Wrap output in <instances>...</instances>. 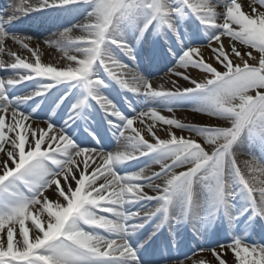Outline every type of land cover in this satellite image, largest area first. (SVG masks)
I'll use <instances>...</instances> for the list:
<instances>
[{
	"label": "snow or ice",
	"instance_id": "6c2138e0",
	"mask_svg": "<svg viewBox=\"0 0 264 264\" xmlns=\"http://www.w3.org/2000/svg\"><path fill=\"white\" fill-rule=\"evenodd\" d=\"M53 13L77 22L42 41L21 32ZM149 37L152 60L170 63L156 79L138 63ZM45 46L58 58L45 62ZM110 83L142 106L106 94ZM0 264H264V0L0 10Z\"/></svg>",
	"mask_w": 264,
	"mask_h": 264
},
{
	"label": "bare ground",
	"instance_id": "6f19581e",
	"mask_svg": "<svg viewBox=\"0 0 264 264\" xmlns=\"http://www.w3.org/2000/svg\"><path fill=\"white\" fill-rule=\"evenodd\" d=\"M239 2L247 3V0H239ZM10 3H11V0H0V10L5 9L7 7V5ZM245 10H247V9H245ZM29 18L34 19V21H33L34 23L37 22V23H40L41 25H43V24L44 25L42 26V28H36L33 25L27 24L26 19H25L22 21L21 25L19 26L21 32L37 36V38L41 41L43 39L49 37V36H52L53 33H56L60 30V28L56 27L57 24H63L64 26H69V23H76L77 22L76 20H74L72 18V16H69V15L57 16L54 13L51 14V16L35 14V15L28 17L27 19H29ZM197 42L202 43L203 41L200 40ZM225 43H226V41H225ZM178 47H179V45H177V48ZM43 51H44V55L42 56V59L45 62L52 60V59H55V58H58V56H59V53H57L55 51V49H47L46 46L43 49ZM139 53L142 54L143 56H146V57L144 58ZM207 55H208V53L205 52L206 58H207ZM168 60L172 61V58L168 57ZM151 61H152V45H151V39L149 37V40L144 43L142 49L141 48L138 49V63L140 64L141 71L144 72L145 75L151 76L153 79H156L157 77L163 75V71L160 70V67L156 68V63H151ZM167 65H168V63L165 64L164 68H166ZM192 75L196 76L197 73L195 71H193ZM173 79H178V78L173 77ZM160 82H163V81H160ZM179 82L181 84H185V85L187 83V82H184L182 80ZM30 90L31 89H29L27 91H30ZM37 100L39 101L40 99L37 98ZM141 101H142V99H140V101H139L140 104H141ZM29 103H31V101ZM42 103H43V107L40 109V111H37V112H41L44 109V107L46 106L45 102L42 101ZM89 110H91V109H89ZM162 114H167V113H162ZM176 115H177V118L182 119L184 122H199L203 119H206V118L202 117L200 114L191 113L187 109H177ZM135 126L138 127L139 125L137 124ZM178 134H180V133L178 132ZM184 134L187 135V133H184ZM115 147H116L115 140L111 136V138L109 140V145L105 148L106 149L109 148L108 150H114ZM50 195H51V193H50ZM190 243H199V241L193 239Z\"/></svg>",
	"mask_w": 264,
	"mask_h": 264
},
{
	"label": "rangeland",
	"instance_id": "374dc122",
	"mask_svg": "<svg viewBox=\"0 0 264 264\" xmlns=\"http://www.w3.org/2000/svg\"><path fill=\"white\" fill-rule=\"evenodd\" d=\"M70 16V15H69ZM32 19H26V23L28 24L30 21H31ZM44 25V24H43ZM43 25H41L40 23H37V22H35V24H34V26H36V27H38V28H42V26ZM226 43H227V41H226ZM144 45V44H143ZM143 47V46H142ZM142 47H141V49H142ZM140 54V53H139ZM141 56H143L142 54H140ZM144 58L146 57V56H143ZM170 61V60H169ZM151 63H156V62H154L153 60L151 61ZM167 62H160V63H156V68H159L160 67V69H161V71H165L166 69H167V67L166 68H164L165 67V64H166ZM168 66H170V65H168ZM160 71V72H161ZM30 88H25V89H23L21 92H18L17 93V95H22L24 92H26L27 90H29ZM118 90V88H114L113 90H110L109 92H112V93H110V95H112V97H114V98H117L116 97V95H117V93L119 92V90H118V92H116L117 90ZM184 107H187L188 105H187V103H185L184 105H183ZM98 116H99V114H98ZM41 118H43V117H41ZM109 149V148H108ZM255 237V239L257 240V235H254Z\"/></svg>",
	"mask_w": 264,
	"mask_h": 264
}]
</instances>
